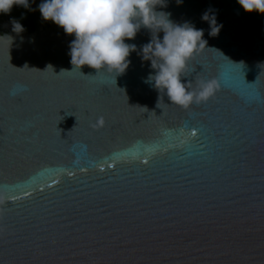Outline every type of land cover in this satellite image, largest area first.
<instances>
[{"label": "water", "instance_id": "water-1", "mask_svg": "<svg viewBox=\"0 0 264 264\" xmlns=\"http://www.w3.org/2000/svg\"><path fill=\"white\" fill-rule=\"evenodd\" d=\"M31 7L33 32H0V264H264V13L157 6L204 31L193 87L219 84L184 109L145 82L138 53L156 29L125 41L136 50L116 80L83 75L74 36Z\"/></svg>", "mask_w": 264, "mask_h": 264}, {"label": "clouds", "instance_id": "clouds-1", "mask_svg": "<svg viewBox=\"0 0 264 264\" xmlns=\"http://www.w3.org/2000/svg\"><path fill=\"white\" fill-rule=\"evenodd\" d=\"M237 2L247 12L264 13V0ZM164 4L165 0H41L37 7L42 20H50L74 36L69 45L70 63L79 70L85 65L96 70L93 76L104 71L114 74L116 80L129 67V55L136 50L134 44L125 41L133 39L141 26L151 32L156 29L155 40L152 36L138 53L155 70L145 82L166 95L170 104L188 109L207 102L219 84L215 78L200 79L193 87V81L187 79L188 61L206 47L204 31L187 22L173 23L169 13L157 11V6ZM13 5L33 10L30 0H0V13H9ZM202 19L210 25L209 35L218 34L222 25L216 23L214 15L205 12ZM13 30L19 33L23 26L13 21ZM160 32L162 37L157 36Z\"/></svg>", "mask_w": 264, "mask_h": 264}, {"label": "flooded vegetation", "instance_id": "flooded-vegetation-1", "mask_svg": "<svg viewBox=\"0 0 264 264\" xmlns=\"http://www.w3.org/2000/svg\"><path fill=\"white\" fill-rule=\"evenodd\" d=\"M37 3H38V0H37ZM30 6H31V0H30ZM21 7V11H24V13H27L28 14V9L24 8L23 6H20ZM32 9V7H31ZM37 10H38V7H37ZM39 13V11H38ZM30 16L29 17L28 15L25 17L26 20H18V22L23 26V32H33L35 30V25H34V16H33V11L30 10ZM40 14V13H39ZM41 16V14H40ZM42 19V18H41ZM52 21H44L42 20V25L43 27L46 29L50 26ZM2 31H7V32H15L13 30V21L10 20V19H3L2 21H0V32Z\"/></svg>", "mask_w": 264, "mask_h": 264}, {"label": "trees", "instance_id": "trees-1", "mask_svg": "<svg viewBox=\"0 0 264 264\" xmlns=\"http://www.w3.org/2000/svg\"><path fill=\"white\" fill-rule=\"evenodd\" d=\"M41 3V0H38L37 6ZM39 11V10H38ZM30 10L27 13H24V11H21V7L17 5H13L11 11L7 14L0 13V21L3 19H10L12 21H18V20H26V16H30ZM40 13V12H39Z\"/></svg>", "mask_w": 264, "mask_h": 264}]
</instances>
